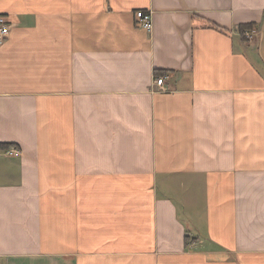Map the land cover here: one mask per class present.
I'll list each match as a JSON object with an SVG mask.
<instances>
[{"label":"crops","instance_id":"1","mask_svg":"<svg viewBox=\"0 0 264 264\" xmlns=\"http://www.w3.org/2000/svg\"><path fill=\"white\" fill-rule=\"evenodd\" d=\"M0 14V264H264V0Z\"/></svg>","mask_w":264,"mask_h":264},{"label":"built area","instance_id":"2","mask_svg":"<svg viewBox=\"0 0 264 264\" xmlns=\"http://www.w3.org/2000/svg\"><path fill=\"white\" fill-rule=\"evenodd\" d=\"M135 15H136V18L138 21V26L141 29H144L146 31H150L152 29L153 21H152V13L150 11H138V12H136ZM10 30H11V23L6 18V16L0 14V47L3 45V43L5 42L7 37L9 36ZM255 33H256V31L254 30V28H252L251 30L245 31L244 36L247 39H251ZM164 80H165V77H163V76L157 77L156 78V85L162 87ZM9 152H10V154L19 153L17 151V149H11V150H9Z\"/></svg>","mask_w":264,"mask_h":264},{"label":"trees","instance_id":"3","mask_svg":"<svg viewBox=\"0 0 264 264\" xmlns=\"http://www.w3.org/2000/svg\"><path fill=\"white\" fill-rule=\"evenodd\" d=\"M252 26H253V24H251V23H248V24H240L238 26V31H239L242 39H245V36H244L245 31L251 30L252 29ZM9 146H10V144H0V147H2L4 149L5 148H8Z\"/></svg>","mask_w":264,"mask_h":264}]
</instances>
